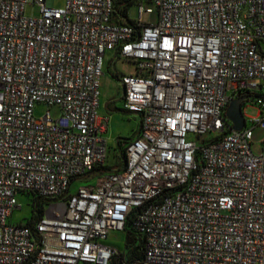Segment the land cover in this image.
I'll return each instance as SVG.
<instances>
[{
    "label": "built area",
    "instance_id": "obj_1",
    "mask_svg": "<svg viewBox=\"0 0 264 264\" xmlns=\"http://www.w3.org/2000/svg\"><path fill=\"white\" fill-rule=\"evenodd\" d=\"M151 2L157 21L141 2L131 24L115 0H0V264H109L119 252L103 240L136 208L144 255L123 264H264V0ZM108 51L134 64L123 101L140 116L111 169ZM38 104L59 114L37 118ZM20 193L43 212L13 223Z\"/></svg>",
    "mask_w": 264,
    "mask_h": 264
},
{
    "label": "rangeland",
    "instance_id": "obj_2",
    "mask_svg": "<svg viewBox=\"0 0 264 264\" xmlns=\"http://www.w3.org/2000/svg\"><path fill=\"white\" fill-rule=\"evenodd\" d=\"M56 6H64L65 0H55ZM147 8L155 9L152 2H144V12L141 15L142 22L155 23L157 21V12L148 13ZM38 14L39 8L27 9L28 14ZM130 18L137 20L140 17L139 5L133 4L130 7ZM104 74L101 78V103L100 112L106 113L110 117V124L106 136L108 137L109 156L107 166H116L121 160L122 144L119 145V138L126 141L132 138L140 127V116L136 112H131L124 107V85L122 82L124 75L135 74L134 64L128 60H124L114 56L113 51H108L104 60ZM111 102V104L109 103ZM110 104V105H109ZM248 113L255 114L257 108L255 105L249 104ZM112 110H111V109ZM46 112H49L53 117L59 114L57 106L49 107L45 104H38L34 109V115L39 118ZM264 130L261 127L254 129L252 150L259 154L262 151V139ZM195 139V136H193ZM207 139V138H206ZM205 139V140H206ZM121 163V162H120ZM97 173L91 174L88 178L77 179L71 185L70 192L74 193L81 185L94 184L97 181ZM20 208L14 209L9 221L13 223H26L35 216L34 196L28 193H20L17 197ZM126 233L125 231L113 230L108 237L103 240L104 244L114 247L118 252L126 250ZM80 264H84L83 262Z\"/></svg>",
    "mask_w": 264,
    "mask_h": 264
},
{
    "label": "trees",
    "instance_id": "obj_3",
    "mask_svg": "<svg viewBox=\"0 0 264 264\" xmlns=\"http://www.w3.org/2000/svg\"><path fill=\"white\" fill-rule=\"evenodd\" d=\"M141 2H151V0H115V14H116V19L120 22H128L131 24L135 23V20L130 18L129 12H130V7L133 4H139ZM119 145L123 143L122 139L119 138L118 140ZM123 146V145H122ZM121 160L120 162L123 164L124 162V147L121 149ZM119 162V163H120ZM117 163V164H119ZM107 169H111L109 166H105ZM139 208H136L132 214L130 215V218L127 222L126 225V250L125 252H119L118 254L113 255L112 259L110 260L109 264H123L125 260L127 261H132L135 259H140L144 255V247H145V237L136 232L132 226H131V221L139 211ZM39 214L43 212V208L40 207L38 209ZM35 214L34 217L39 216ZM32 224V222H30ZM29 223V224H30Z\"/></svg>",
    "mask_w": 264,
    "mask_h": 264
},
{
    "label": "water",
    "instance_id": "obj_4",
    "mask_svg": "<svg viewBox=\"0 0 264 264\" xmlns=\"http://www.w3.org/2000/svg\"><path fill=\"white\" fill-rule=\"evenodd\" d=\"M244 97L233 99L227 109V117L232 121V127L235 130H240L245 124V118L242 112V100Z\"/></svg>",
    "mask_w": 264,
    "mask_h": 264
},
{
    "label": "crops",
    "instance_id": "obj_5",
    "mask_svg": "<svg viewBox=\"0 0 264 264\" xmlns=\"http://www.w3.org/2000/svg\"><path fill=\"white\" fill-rule=\"evenodd\" d=\"M113 53H114V56H116V52L115 51H113ZM117 57V56H116ZM110 104H111V102H109ZM109 104V105H110ZM111 109V108H110ZM112 110V109H111ZM103 114H106V113H103ZM84 264H86V263H84Z\"/></svg>",
    "mask_w": 264,
    "mask_h": 264
}]
</instances>
